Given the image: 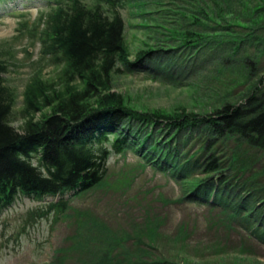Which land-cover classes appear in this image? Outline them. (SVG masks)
I'll return each instance as SVG.
<instances>
[{"label":"rangeland","instance_id":"1","mask_svg":"<svg viewBox=\"0 0 264 264\" xmlns=\"http://www.w3.org/2000/svg\"><path fill=\"white\" fill-rule=\"evenodd\" d=\"M108 1L114 7L101 8L109 13L117 7L122 16L128 61L134 62L144 51H163L153 53L158 68L148 62L130 71L119 64L103 96L112 95L134 111L165 117L209 115L223 106L224 98L242 101L246 77L241 60L260 57L261 44L255 42H264V25L246 22L239 0L218 7L228 8L221 14L212 0ZM82 2L97 5V0ZM48 11L43 0H0V63L6 67L3 81L13 99L8 123L18 133L29 118L40 122L51 113L47 107L31 116L24 112L30 86L40 82L51 94L62 95L84 89L79 80L68 82L61 58L41 52ZM197 17L206 21L203 26L194 24ZM192 32L201 35L199 46L191 43ZM184 34L191 48L184 47ZM240 43L241 50L232 53ZM252 68L254 82L264 77L263 59ZM99 99L95 94L87 105L94 107ZM255 160V170L263 171L264 155ZM184 183L131 148L111 154L102 181L65 196L67 208L61 215L42 216L55 200L40 202L19 195L0 217V264H95L105 247L119 253L140 249L146 257L149 253L148 263L162 257L183 264L180 257L186 264H264V247L246 240L248 231L238 224L228 230L218 210L183 199ZM241 242L244 254L239 253Z\"/></svg>","mask_w":264,"mask_h":264},{"label":"trees","instance_id":"2","mask_svg":"<svg viewBox=\"0 0 264 264\" xmlns=\"http://www.w3.org/2000/svg\"><path fill=\"white\" fill-rule=\"evenodd\" d=\"M43 1L49 11L41 52L54 60L61 58L68 82L79 80L84 89L62 95L51 94L47 88L45 91L40 82L30 86L24 112L33 115L47 107L51 113L40 122L29 118L18 133L8 123L13 99L3 81L6 67L0 63V217L19 195L40 202L55 200L45 207L43 217L63 214L67 208L65 196L98 185L110 155L131 148L185 182L184 200L218 210L228 230H235L238 224L249 232L246 240L264 247V170L253 166L258 154L264 155V77L256 82L251 78L252 63L264 60V42H255L261 44L258 60H241L246 77L242 101L231 103L224 98L221 108L203 116L141 113L123 106L112 95L103 96V92L119 64L136 71L148 62L157 64L153 53L163 50L144 51L134 62L128 61L122 16L117 7L109 13L101 8L102 4L114 7L111 1L97 0L93 7L82 0ZM212 1L220 14L228 13V8L218 7H227L230 1ZM238 4L246 22L254 27L264 25V0H239ZM205 22L198 17L194 20L201 26ZM185 35L183 45L191 48ZM188 35L192 36L191 43L199 46L201 35ZM240 50L241 43L231 49L232 53ZM95 94L100 95L98 105H87ZM197 176L201 179H194ZM149 240L155 242L154 238ZM244 244L240 243V254H244ZM119 250L101 249L95 264H173L162 257L148 263L149 253L146 257L140 249L131 253ZM179 259L186 264L184 258Z\"/></svg>","mask_w":264,"mask_h":264}]
</instances>
